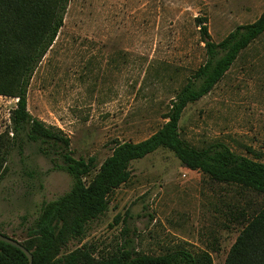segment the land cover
Masks as SVG:
<instances>
[{
  "label": "rangeland",
  "instance_id": "374dc122",
  "mask_svg": "<svg viewBox=\"0 0 264 264\" xmlns=\"http://www.w3.org/2000/svg\"><path fill=\"white\" fill-rule=\"evenodd\" d=\"M263 13L264 0H67L62 25L30 78L26 111L68 142L74 160L94 162L89 182L117 143L142 142L168 122L171 103L208 59L204 32L218 45ZM16 102L0 96V233L21 244L41 209L74 180L57 147L14 135ZM177 127L194 149L221 144L264 165V31L208 93L183 108ZM128 171L105 211L60 254L184 249L223 264L264 202L263 194L186 167L166 147L131 161Z\"/></svg>",
  "mask_w": 264,
  "mask_h": 264
},
{
  "label": "trees",
  "instance_id": "16d2710c",
  "mask_svg": "<svg viewBox=\"0 0 264 264\" xmlns=\"http://www.w3.org/2000/svg\"><path fill=\"white\" fill-rule=\"evenodd\" d=\"M66 2L0 0V96L17 100L11 114L14 135L57 147L62 169L74 180L66 195L41 209L35 226L21 244L31 253L33 264H211L205 252L191 254L184 249L148 256L120 247L98 258L92 257L90 248L76 249L66 256L60 250L72 236L83 235V226L88 220L105 211L108 194L129 179L130 162L158 147L171 149L183 165L214 181L236 184L264 195V165L234 155L221 144L194 149L183 141L177 127L183 108L208 93L237 52L263 33L264 13L258 21L239 27L218 45H212L204 32L208 59L171 103L168 122L142 142L117 143L86 182L96 167L94 162L74 160L68 151V142L31 119L25 103L32 73L62 25ZM219 52L223 54L221 57ZM0 264H27V259L18 249L0 242ZM223 264H264V202L245 220Z\"/></svg>",
  "mask_w": 264,
  "mask_h": 264
},
{
  "label": "water",
  "instance_id": "95a60500",
  "mask_svg": "<svg viewBox=\"0 0 264 264\" xmlns=\"http://www.w3.org/2000/svg\"><path fill=\"white\" fill-rule=\"evenodd\" d=\"M0 242L5 243L7 245H10L16 249H18L19 251H21L26 259H27V264H33V258L31 253L22 245L20 244V242L16 241L15 239H12L10 237H7L3 234L0 233Z\"/></svg>",
  "mask_w": 264,
  "mask_h": 264
}]
</instances>
